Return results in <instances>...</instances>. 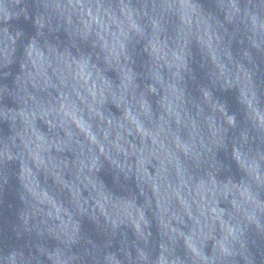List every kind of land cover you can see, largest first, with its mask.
Masks as SVG:
<instances>
[{"label": "water", "instance_id": "obj_1", "mask_svg": "<svg viewBox=\"0 0 264 264\" xmlns=\"http://www.w3.org/2000/svg\"><path fill=\"white\" fill-rule=\"evenodd\" d=\"M0 264H264V0H0Z\"/></svg>", "mask_w": 264, "mask_h": 264}]
</instances>
